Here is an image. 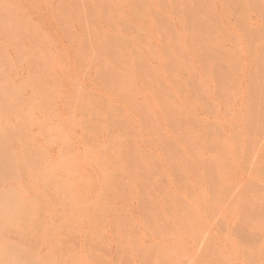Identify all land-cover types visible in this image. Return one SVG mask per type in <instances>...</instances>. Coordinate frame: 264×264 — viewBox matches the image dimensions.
<instances>
[{"label": "rangeland", "instance_id": "rangeland-1", "mask_svg": "<svg viewBox=\"0 0 264 264\" xmlns=\"http://www.w3.org/2000/svg\"><path fill=\"white\" fill-rule=\"evenodd\" d=\"M0 264H264V0H0Z\"/></svg>", "mask_w": 264, "mask_h": 264}]
</instances>
